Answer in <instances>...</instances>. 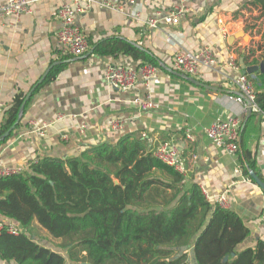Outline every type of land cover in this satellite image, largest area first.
<instances>
[{
	"label": "crops",
	"instance_id": "obj_1",
	"mask_svg": "<svg viewBox=\"0 0 264 264\" xmlns=\"http://www.w3.org/2000/svg\"><path fill=\"white\" fill-rule=\"evenodd\" d=\"M7 1L0 0V5ZM29 1L32 13L21 17L18 23L12 17L0 21V120L17 96L27 97L34 90L20 126L0 144V166H21L27 171L32 163L46 157H76L101 142L115 144L123 136L140 140L148 152L171 142L186 166L185 189L200 185L212 204L225 197L228 209L244 225L240 229L233 224L224 234L213 228L197 245L196 239L192 246L183 248L190 264L227 262V253L236 242L240 241L235 250L242 252L264 241V225L260 221L264 191L244 172L240 153L230 156L206 137V129L213 123L240 117L241 143L252 155L254 173L264 181L263 121L255 114L247 118L242 108L229 100L238 93L234 80L243 75L241 61L251 67L254 65H247L246 59L251 62L254 54L264 57V12L254 5L256 0H192L189 13L179 25H162L158 29L147 26L146 20L168 14L175 0H137L139 19L130 15L133 7H127L123 14L94 6L78 15L76 24L87 36L91 50L104 42L121 40L155 61V79L148 85L140 82L136 89L125 92L108 85L106 66H139L140 62L128 56L89 54L91 50L84 57L62 60L57 11L62 3L72 0ZM204 47L211 48L218 65L213 69L203 67L191 78L206 87L186 79V75L175 70L173 62L182 51L198 52ZM232 62H237L239 69H234ZM54 64L65 65L54 81L36 92ZM261 75H248L258 92ZM147 95L158 108L140 111L134 99ZM59 116L64 118L57 121ZM113 119L125 120L124 132L109 130ZM31 122L45 127L44 137L38 135ZM83 123L87 129L82 134ZM157 175L167 179L163 174ZM36 225L39 235H48L43 244L53 247L52 241L58 239Z\"/></svg>",
	"mask_w": 264,
	"mask_h": 264
},
{
	"label": "trees",
	"instance_id": "obj_2",
	"mask_svg": "<svg viewBox=\"0 0 264 264\" xmlns=\"http://www.w3.org/2000/svg\"><path fill=\"white\" fill-rule=\"evenodd\" d=\"M254 5L264 12V0ZM94 52L155 65L146 53L121 40L97 45ZM250 58L247 65L264 61L255 54ZM64 65L54 64L35 91L54 81ZM260 82L257 103L264 111L263 75ZM25 101V95L17 96L0 120V144L12 127L20 126ZM239 153L244 172L255 171L242 143ZM184 183L183 175L131 136L115 144L101 142L76 157L34 162L23 173L0 179V220L22 230L19 236L6 230L0 234V264H190L183 248L196 239L197 245L213 228L224 234L233 224L240 229L244 225L229 209L209 202L200 185L185 189ZM36 222L52 238L68 241V258L56 246L43 244L47 240L39 235ZM239 242L227 253L230 259L220 264H264V241L237 252Z\"/></svg>",
	"mask_w": 264,
	"mask_h": 264
},
{
	"label": "built area",
	"instance_id": "obj_3",
	"mask_svg": "<svg viewBox=\"0 0 264 264\" xmlns=\"http://www.w3.org/2000/svg\"><path fill=\"white\" fill-rule=\"evenodd\" d=\"M69 1V0H67ZM192 0H175V5L168 14H157L146 20V25L150 28L158 29L162 25H179L181 20L187 16L190 11ZM72 3V4H70ZM94 6L109 9L125 14L127 7H133L131 16L139 19L140 13L137 7V0H72L62 3L57 11V17L61 23L58 31V44L60 57L66 59L84 57L91 50V45L85 33L76 24V17L91 10ZM32 13L29 0H8L0 5V21L12 17L18 23L21 17ZM174 68L177 72L189 77H194L203 67L213 69L217 67L218 62L209 47H204L198 52L182 51L174 58ZM234 69H239V64L232 62ZM158 74V67L151 63H143L139 66H121L108 64L105 69V79L108 85L116 90L130 91L136 89L141 82L148 85ZM237 87V95L229 97L247 114L250 110L252 114L261 117L264 126V111L261 110L257 103V92L253 82L248 75H240L234 80ZM135 105L140 111H147L152 108H158L147 95L145 98L137 97L134 100ZM59 116L57 121L63 119ZM36 127L39 136L44 137V126L38 127L36 122H31ZM86 124L80 125V133H85ZM109 130L114 133H122L125 130V120L113 119L109 123ZM243 133V122L240 117L233 116L227 120L213 123L206 129L207 139L216 147L224 150L230 156H237L240 152V140ZM189 137L190 134H189ZM264 138V137H263ZM64 139H68L64 136ZM154 155L167 166L185 176L187 173L186 166L180 157L178 148L171 142L161 144L155 151ZM26 169L19 167L0 166V179L13 175H19ZM218 204L228 209V203L225 197L218 199ZM264 225V209L260 217ZM19 236L22 230L14 224L0 220V234L3 231Z\"/></svg>",
	"mask_w": 264,
	"mask_h": 264
},
{
	"label": "water",
	"instance_id": "obj_4",
	"mask_svg": "<svg viewBox=\"0 0 264 264\" xmlns=\"http://www.w3.org/2000/svg\"><path fill=\"white\" fill-rule=\"evenodd\" d=\"M241 37H244L243 36V33L241 34ZM94 52V49L91 50V52L89 54H92ZM241 65H242V70H243V74H248V75H252V74H255V73H261L263 76H264V61H262L259 65H256V66H251V67H247L246 65L243 64V61H241ZM47 76L45 75L42 79H41V83L45 80ZM186 79H188L189 81L199 85V86H202V87H206L205 85L195 81L194 79H192L191 77L189 76H185ZM33 92L34 90H32L26 97V101L25 103L23 104V106L21 107V110H20V117H19V120H18V123L20 122V120L22 119L23 115H24V111H25V108H26V104L27 102L31 99L32 95H33ZM252 115L251 111L249 110L248 113H247V118H249L250 116ZM15 130V127H12L5 135H4V138H7L8 136H10V134ZM240 145H241V140H240ZM248 173L250 175V177L253 179V181L258 185V187H260L263 191H264V181L261 180L258 175L256 173H254L253 170L249 169L248 170ZM116 184H118V182H116ZM225 261L228 260V257H225L224 259ZM82 264H87V263H82Z\"/></svg>",
	"mask_w": 264,
	"mask_h": 264
},
{
	"label": "rangeland",
	"instance_id": "obj_5",
	"mask_svg": "<svg viewBox=\"0 0 264 264\" xmlns=\"http://www.w3.org/2000/svg\"><path fill=\"white\" fill-rule=\"evenodd\" d=\"M64 59H66V58H64ZM40 236L42 238H47L48 235L40 234ZM67 243H68V241H65V240H61V241L60 240H53L52 241V244L54 246H56V248H58L59 251L62 252L66 258H68V253H67V248L64 249V247L66 246Z\"/></svg>",
	"mask_w": 264,
	"mask_h": 264
}]
</instances>
